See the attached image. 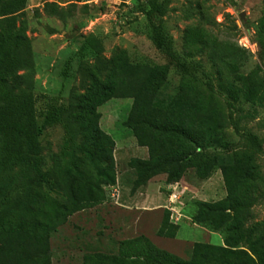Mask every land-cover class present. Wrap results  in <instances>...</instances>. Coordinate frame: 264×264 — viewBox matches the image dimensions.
<instances>
[{
    "label": "trees",
    "instance_id": "obj_1",
    "mask_svg": "<svg viewBox=\"0 0 264 264\" xmlns=\"http://www.w3.org/2000/svg\"><path fill=\"white\" fill-rule=\"evenodd\" d=\"M28 3L0 0V264H52L51 234L75 214L108 201V190L118 182L116 143L101 129L99 108L118 98L133 100L125 126L148 153L147 159L129 162L136 173L132 192L161 175L171 185L189 169L201 180L220 170L227 196L196 202L191 221L221 233L223 245L195 243L185 260L140 236L122 241L118 254H96L85 264H264V219L253 222L255 206L264 201V172L258 162L262 141L244 128V143L236 146L228 134L230 123L240 130L242 122L255 119L257 109L264 107V16L262 65L250 73L242 72L249 60L246 50L224 45L205 29L187 30V56H206L215 87L213 79L203 82L198 76L200 64L180 59L165 28V5L149 0L142 13L152 42L180 75L175 95L162 91L169 65L133 60L125 50L104 61L101 43L91 36L77 54L89 80L86 91L69 102L43 96L38 106L33 90L23 87L33 68L32 45L17 16ZM88 58L96 62H86ZM234 112L238 118L233 120ZM58 126L64 131L63 144L49 167L43 137ZM177 233L166 212L157 235L174 239Z\"/></svg>",
    "mask_w": 264,
    "mask_h": 264
},
{
    "label": "rangeland",
    "instance_id": "obj_2",
    "mask_svg": "<svg viewBox=\"0 0 264 264\" xmlns=\"http://www.w3.org/2000/svg\"><path fill=\"white\" fill-rule=\"evenodd\" d=\"M149 0H29L18 14V27L32 45L33 68L27 73L28 86L40 99L43 96H60L69 102L75 93H84L88 78L83 72L78 52L84 41L93 36L101 43L100 58L111 60L125 50L133 60L151 64L169 65L168 82L162 91L176 94L180 75L171 59L158 49L150 38L143 8ZM165 5V28L173 39L175 52L180 59L196 62L201 68L198 76L203 82L214 81L211 65L206 56L188 58L185 51L186 32L190 28L205 29L224 45L237 44L247 51L249 60L243 73L252 72L261 62L260 22L264 16V0H159ZM86 62H96L88 58ZM264 66V64H263ZM25 72L21 74L24 75ZM264 76V70H263ZM133 100L113 99L99 108L101 129L116 143L115 160L118 182L108 190V201L102 206L87 209L72 216L68 223L51 234L52 264H85L87 257L96 254L116 255L120 243L140 236L149 238L159 249L188 259L195 243L223 245L221 233L192 224L196 202H218L227 196L220 170H215L207 180H201L195 169H189L184 178L167 184V176L153 178L151 186L152 214L134 215L136 211L120 206L133 193L135 171L129 162L135 158L147 159V149L138 146L133 132L125 126ZM251 111L250 106H243ZM231 114L228 113V116ZM238 118L233 113V120ZM248 128L262 141L258 162L264 172V107L258 108L255 119L242 122L240 130L230 123L229 141L236 146L244 142L242 130ZM64 131L58 126L45 131L43 157L50 167L52 157L63 144ZM214 153V150H210ZM140 188L139 190L144 189ZM116 195L113 198V195ZM176 194L178 197H172ZM119 197H118V196ZM118 197V198H117ZM126 210L127 212H124ZM166 212L178 228L176 238H161L157 231ZM264 219V201L254 208L253 222ZM200 227V228H199ZM202 228V229H201Z\"/></svg>",
    "mask_w": 264,
    "mask_h": 264
},
{
    "label": "crops",
    "instance_id": "obj_3",
    "mask_svg": "<svg viewBox=\"0 0 264 264\" xmlns=\"http://www.w3.org/2000/svg\"><path fill=\"white\" fill-rule=\"evenodd\" d=\"M150 187L151 186L149 185L142 190H138L135 193H132L130 198L128 200L125 199L124 204H120V206L126 210L130 209V210L136 211L134 213L133 217L134 216L136 217V215L139 216L142 213L143 214L144 213H147V214L154 213L158 209H154L151 206L152 203L150 202V199H151L153 192L151 191ZM100 206H102V205H100ZM126 210H124V212H127Z\"/></svg>",
    "mask_w": 264,
    "mask_h": 264
},
{
    "label": "built area",
    "instance_id": "obj_4",
    "mask_svg": "<svg viewBox=\"0 0 264 264\" xmlns=\"http://www.w3.org/2000/svg\"><path fill=\"white\" fill-rule=\"evenodd\" d=\"M115 196H116V195L114 194V195H113V198H114ZM172 197H175V198H176L177 195H176V194H173ZM177 201H178V197H177Z\"/></svg>",
    "mask_w": 264,
    "mask_h": 264
}]
</instances>
